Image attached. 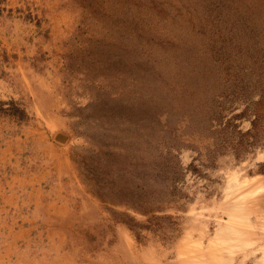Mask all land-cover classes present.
Listing matches in <instances>:
<instances>
[{
    "label": "rangeland",
    "instance_id": "1",
    "mask_svg": "<svg viewBox=\"0 0 264 264\" xmlns=\"http://www.w3.org/2000/svg\"><path fill=\"white\" fill-rule=\"evenodd\" d=\"M198 262L264 264V0H0V264Z\"/></svg>",
    "mask_w": 264,
    "mask_h": 264
},
{
    "label": "bare ground",
    "instance_id": "2",
    "mask_svg": "<svg viewBox=\"0 0 264 264\" xmlns=\"http://www.w3.org/2000/svg\"><path fill=\"white\" fill-rule=\"evenodd\" d=\"M253 184H255L254 182L253 183H251V182H244V183H242V186L240 187V188H238L237 189V195H242V194H244V193H246V192H248L251 188H252V186H253ZM233 189V188H232ZM229 199V198H228ZM249 213V212H248ZM194 246H196L195 247V253L196 254H194L193 255V253H187L186 252V250H184L183 251V253H182V255L181 256H186V255H188V257L187 258H189L191 261L193 260V261H195V260H200V253H202V249L203 248H201V244H196V245H194ZM198 246V247H197ZM210 246V251H211V244L209 245ZM189 251V250H188ZM191 251H194V250H192V249H190V251L189 252H191ZM182 252V251H181ZM217 257V256H216ZM197 262V261H196ZM197 264H204L203 262L202 263H200V262H198Z\"/></svg>",
    "mask_w": 264,
    "mask_h": 264
}]
</instances>
